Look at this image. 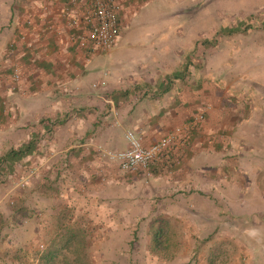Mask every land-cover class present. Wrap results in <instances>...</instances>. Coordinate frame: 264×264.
Instances as JSON below:
<instances>
[{"label": "crops", "instance_id": "crops-1", "mask_svg": "<svg viewBox=\"0 0 264 264\" xmlns=\"http://www.w3.org/2000/svg\"><path fill=\"white\" fill-rule=\"evenodd\" d=\"M117 1L121 34L108 54L91 55L71 41L67 29L57 34L48 28L41 8L45 0H0V164L16 165V185L31 186L32 195L39 198L38 210L49 205L51 213L75 211L68 222L98 223L102 232L105 223L115 230L119 223L138 222L140 216L149 225L180 224L177 239L202 236L208 229L191 225L215 223L208 212L213 205L210 193L215 186H231L226 176L238 175L243 196L248 186L256 187L250 189V197H243V205L256 201L258 191L262 195L264 169L255 147L243 145L239 160L224 154L234 138L240 137L239 143L257 139L252 131L261 125L254 114L259 105L251 92L202 78L204 71L194 70L193 57L191 64L176 70L183 57L180 48L190 46L184 43L183 26L148 32L155 40L149 41L146 57L137 67L122 68L115 57L131 31L138 1ZM18 35L32 47L16 40L10 50L9 43ZM17 64L20 78L14 81ZM198 112H204L203 122L190 131L184 145L171 150L169 159L152 164L148 178L125 172L96 153L98 147L125 149V130L151 143ZM115 121L117 128L112 127ZM21 149L17 159L7 157ZM43 186H48L50 196H58V202L50 196L43 201ZM127 187L133 193L130 198ZM253 193L257 198H251ZM89 194L90 203L85 198ZM152 249L156 248L150 247L153 255L163 252Z\"/></svg>", "mask_w": 264, "mask_h": 264}, {"label": "rangeland", "instance_id": "rangeland-1", "mask_svg": "<svg viewBox=\"0 0 264 264\" xmlns=\"http://www.w3.org/2000/svg\"><path fill=\"white\" fill-rule=\"evenodd\" d=\"M137 1V14L122 50L115 57L116 62L123 64L122 68L137 67L146 57L149 41L155 40L156 30L159 34V28L164 32L169 27L183 26L184 43L190 46L183 50L175 37L173 50L177 54L180 48L183 55L181 63L175 64L176 70L180 71L186 62L191 64L193 57L194 70L204 71L202 78L206 76L216 85L231 84L247 94L252 93L259 105L254 114L261 123L252 131L257 139L239 143L240 137L234 138L224 154L239 160L241 147L253 145L261 155L264 169V0ZM112 127L117 128L116 121ZM104 150L119 151L98 147L96 153L108 161L112 160L103 154ZM15 166L6 161L0 164V264H264V183L260 186L262 195L258 191L257 198L253 193L251 198L257 200L245 206L243 197H250L254 192L250 189L256 187L248 186L249 193L243 196L238 175H235L237 178L226 176L231 186H215L210 193L213 205L208 212L214 215L215 223L192 224L208 230L199 237L177 239L175 231L181 225L176 223L149 225L139 216L138 222L119 223L115 230L105 223L101 232L98 223L68 222L67 217L75 211L54 209L53 213L57 214L53 215L49 205L38 210L39 198L32 195L31 186L16 185ZM133 189L137 192L139 186ZM126 191L130 198L131 188L127 187ZM41 193L47 203L51 194L48 186H43ZM140 196H144L143 191ZM50 197L58 202V196ZM85 198L90 203L93 195ZM17 210L21 218L16 217ZM86 213L82 211V215ZM59 216L62 226L67 227L63 237L70 235L67 229L71 226L78 228L82 235L75 232V240L64 243L65 239L60 237L62 227H57ZM192 231L185 230V234ZM153 232L161 237L155 239ZM150 247L163 252L153 255Z\"/></svg>", "mask_w": 264, "mask_h": 264}, {"label": "built area", "instance_id": "built-area-1", "mask_svg": "<svg viewBox=\"0 0 264 264\" xmlns=\"http://www.w3.org/2000/svg\"><path fill=\"white\" fill-rule=\"evenodd\" d=\"M41 8L43 14L48 17L49 29H55L57 34L67 29L71 41L91 55L108 54L121 34L120 5L117 0H45ZM16 40L23 41L26 48L32 47L24 35H18L9 43L10 50H13ZM19 78L17 64L13 66L12 79L17 81ZM97 85L94 83L93 87ZM106 102L112 105L110 98H107ZM203 120L204 112L193 114L183 124L174 126L151 143H144L141 136L133 130H127L125 133L127 147L119 151L104 150L103 154L116 162L121 170L141 172L147 178L150 176L152 164L161 159H169L168 154L171 150L184 145L190 131ZM179 162L178 158L173 160V163Z\"/></svg>", "mask_w": 264, "mask_h": 264}, {"label": "trees", "instance_id": "trees-1", "mask_svg": "<svg viewBox=\"0 0 264 264\" xmlns=\"http://www.w3.org/2000/svg\"><path fill=\"white\" fill-rule=\"evenodd\" d=\"M22 151H24V150H22V149L21 150H12L9 154H7V157L12 159V160H15V159H17L18 156H20V154H22ZM18 212L20 213V211H18ZM18 212H16V213H18ZM21 213H22V208H21ZM57 221H58L57 227H62L61 234H60V237L62 239V237L64 236V234L66 232V228L67 227L64 228V226H62L61 216H59L57 218ZM67 230L68 231L70 230V232H69L70 235H68V236L65 235L66 237H63L65 239L64 243L73 242L75 240V238H76V233L77 232H79L80 235H82V232H80V230L78 228H75L73 226H71V228L69 227ZM61 239L59 241H61Z\"/></svg>", "mask_w": 264, "mask_h": 264}]
</instances>
